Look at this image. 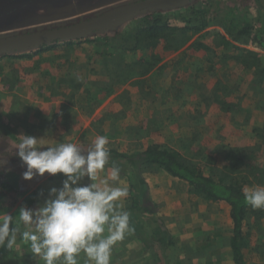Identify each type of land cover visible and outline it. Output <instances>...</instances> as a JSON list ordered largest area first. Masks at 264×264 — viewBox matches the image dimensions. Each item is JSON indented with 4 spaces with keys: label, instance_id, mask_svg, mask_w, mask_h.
Returning a JSON list of instances; mask_svg holds the SVG:
<instances>
[{
    "label": "rangeland",
    "instance_id": "obj_1",
    "mask_svg": "<svg viewBox=\"0 0 264 264\" xmlns=\"http://www.w3.org/2000/svg\"><path fill=\"white\" fill-rule=\"evenodd\" d=\"M10 1L12 0H0V37L52 25L80 22L116 6L137 0H30L29 5L4 13L3 8ZM190 3L191 6L183 13L185 17H196L191 15L192 8L206 11L207 3L211 4L207 10L209 17L217 11L221 10L224 13L230 9L252 16L237 17L241 20L235 18L233 20V17L218 19L219 22H225L234 35L240 29L239 24L247 18L252 19L257 32L264 27V0H194ZM161 10L170 16L174 25L180 24L181 21L174 17L175 14L180 13L178 10L169 11L166 8ZM152 11L141 13L121 26L124 29L130 28V25L141 19L142 15L152 14ZM207 31L211 34L201 33L199 37H202L199 39L212 48L210 55L194 48L182 55L174 56L170 61H165L149 76L134 78L113 95L114 102L107 103L94 126L96 128L94 130L100 131V136L108 138L107 146L111 150L115 149L113 150L115 154L109 157L114 158L111 163L121 170L119 187L128 189V204L134 202L130 196L132 187L129 182L133 181L134 176L137 177L136 170L145 180L149 190H155L159 197L161 195L163 198L168 197L166 203L169 210L164 207L158 215L156 213L153 217L149 215L156 225V233L150 230L143 232L141 238H137L146 218L144 214L141 218L143 213L141 209L135 212L134 218L132 217L134 221L130 222L133 231L126 233L124 238L114 245L110 264H237L233 252L228 255L232 250L234 236V222L230 208L195 196L190 193L189 186L177 181L162 169L142 167L138 163L141 157L139 154L149 145L161 144L181 152L187 158L202 153L203 156L195 161L206 176L212 175V165H215L214 177H238L243 182L245 177L251 174L250 164L259 165V169L264 168V148H262L264 136L261 139L252 132L255 128L264 129V74L262 73L264 61L259 69H247L238 65L229 56L233 54L230 50L217 48L220 38L217 33L212 32L223 33L230 41L233 39L224 26L214 23ZM110 32H98L73 39L72 42L78 43V46L65 50L51 49L40 52L41 49L36 48L0 56V155L2 158H12L16 155L15 143L18 136L24 134L43 138L50 133L51 127L63 126V124L77 125L79 116L91 117L103 107L104 104L90 113L101 98L100 94L87 97L83 88H80L74 100L72 98L73 101H70V94L59 91L57 89L59 85L55 83L61 79L77 76L81 84H84V89H88L96 77L91 73V69L97 67L100 69L101 56L104 53H113L120 62L124 53L115 47L118 46V41L123 40L120 38L107 41L105 38L111 35ZM257 43L264 44V41L257 40ZM244 46L264 56V45ZM27 54H32V59L16 58ZM37 82L40 85H35ZM218 84L230 89L227 96L222 94V106L214 101V92L217 91ZM35 89L46 95L59 93L66 101L60 110L57 108L49 111L50 108L47 106L32 102L33 95L27 96ZM70 93L73 91L70 90ZM228 103H232L237 108L226 113ZM238 111L241 112L236 115ZM73 130L74 126L66 129V135L73 133ZM260 134H264V131ZM9 135H12V139ZM95 139L92 142L88 140V143H93ZM233 149H238L241 153L233 154L230 152ZM250 154H258L255 161L248 158ZM210 158H213L212 162H209ZM148 179L150 184L146 182ZM133 182L135 183V180ZM170 191H176L181 197L171 199ZM14 196V202L0 209V214L7 213L15 217L20 208L27 207L25 203L28 202L23 203L22 198L16 197L18 193ZM140 196L146 203L144 197ZM185 197L188 198V202H185L188 212H179L178 209L175 211L176 203L183 202L180 199ZM140 203L143 204L141 201ZM171 211L173 212L169 213ZM228 218L232 223L231 238L225 240L226 230L230 229L227 224ZM216 221L221 223L222 229L214 231L213 222ZM201 224L203 240L200 239L197 231L198 225ZM169 225L174 227L172 231L168 230ZM21 228L23 230V226ZM244 230L245 264H264V220L262 222L257 219L252 220ZM216 240L219 243L218 247L214 243ZM126 242L130 244L127 249ZM172 242L175 243V247L171 245ZM13 249L17 250L19 259L8 261L3 250L6 252L9 250L0 248V264H43L39 257L31 253L30 246L19 237ZM193 250L195 251L191 252ZM78 258L80 260L78 264H91L83 253Z\"/></svg>",
    "mask_w": 264,
    "mask_h": 264
},
{
    "label": "trees",
    "instance_id": "obj_2",
    "mask_svg": "<svg viewBox=\"0 0 264 264\" xmlns=\"http://www.w3.org/2000/svg\"><path fill=\"white\" fill-rule=\"evenodd\" d=\"M191 4L192 3H188L175 8H166L169 11L178 10V12H180L178 15H174L176 19L181 21L179 25H174L168 14H164L165 12L161 9H156L152 11V14L142 15L141 19L133 23L135 26L132 24V26L130 25V28L125 29L121 25L114 27L110 30L111 35L107 36L105 39L107 41L119 40L120 38L123 40L118 41V46L115 47L116 49L123 51L124 54L122 55V60L119 62L113 53H104L101 56L102 64L100 65V69L98 67L91 69V73L96 75V77L88 89H84V84H81L79 79H77V76L59 80L55 83L59 85L58 89H65L68 92L72 90L73 93H70L71 97L69 99L71 101L74 100L77 90L80 88H83L87 97L96 96L97 93L100 94L101 98L90 111V113H93L111 96L115 95L122 86L128 84L134 78H144L149 76V74L159 65L167 60L170 61L171 58L178 56V54L182 55L186 51L197 48L210 55L213 51L212 48L202 43L199 39L202 36L199 37V35L204 32L207 35L211 34L207 30L214 23H219L224 26L226 32L234 39L230 41L225 34L217 31L212 32L217 33L220 38L218 40L217 48L230 50L233 53L232 55H229L231 56V59L244 68L259 69L261 67V63L264 61V56L258 52L245 48L244 45L251 46V44H257L260 47L264 45L263 43H257V40L264 41V27L257 32L252 19L247 18L246 20L244 19L245 21L243 20V23L239 24L238 27L240 29L238 33L234 35V32L231 31L232 29H230L225 22H219L218 20L222 17H233V20L234 18L235 20H241L237 17L252 16H247V14L243 12L241 13V11L230 9L228 11L224 10V13L221 10L217 11L214 15L209 17L210 14H207V10L211 6L209 3L205 6L206 11L204 9L192 8L191 15H196V17L183 16V13L187 10L186 8L190 7ZM180 15L183 17L181 16L180 18ZM81 43L82 42H80V44ZM53 44L40 47V52L45 50L49 51L51 49L55 51L65 50L78 46V43H74L72 40L58 41ZM31 57H33L32 54H27L17 56L16 58H25L28 60L32 59ZM262 73L264 74V69H262ZM216 90L217 91L214 92V101L218 103L219 106H222L223 103L221 102V98H223V95L227 96V94L230 93V89L228 90V88L221 87L220 84H218ZM243 98H245V95H243ZM226 106L227 109H224L226 113L237 108V106L232 103H228ZM240 112L241 111H238L236 115H239ZM263 131L264 129H252L253 134L259 135L261 139H263L264 134H260V132ZM230 152L233 154L241 153L238 149H233ZM201 154L202 153H199L196 156H192V158H187L181 152L175 151L168 146L151 144L143 153L139 154L141 157L139 158L138 163L142 167L162 169L177 181L187 184L190 193L197 197H201L205 201L214 204L227 205L230 208L231 218L234 222V236L232 238L231 246L234 260L237 264H245L244 253L246 247H244L243 242L246 243V239H244L243 235V233H245L244 229L247 228L248 222L254 219L259 220V222L264 220V209H253L245 200V191L256 187H264V168L259 169V165L250 164L249 168L251 174L245 177L243 182L238 177H214V172L216 171L214 167L215 165H212V175L206 176L200 170L195 161V159L197 160L203 156ZM248 156L249 159L255 161L258 154H250ZM0 159L7 161L4 167L0 168V209H3L10 202H14V193L20 192L21 188L25 186V183L23 182V172L26 168L18 156L2 158L0 155ZM212 161L213 158H210L209 162ZM29 184L32 186L34 182H30ZM131 187V193L134 194V197L136 198L133 183H131ZM24 188L25 187H23V189ZM43 189L44 187L40 190L42 191ZM39 196L40 192L36 191L35 194L28 199V204L35 202ZM137 204L138 201L136 199L134 205L137 206ZM4 251L5 250H3V254H6L8 261L19 259L16 249H11L7 252Z\"/></svg>",
    "mask_w": 264,
    "mask_h": 264
},
{
    "label": "clouds",
    "instance_id": "obj_3",
    "mask_svg": "<svg viewBox=\"0 0 264 264\" xmlns=\"http://www.w3.org/2000/svg\"><path fill=\"white\" fill-rule=\"evenodd\" d=\"M108 142L98 135L87 149L71 142L42 147L43 138L18 136L15 154L26 168L24 180L46 173L66 179L36 209L22 207L15 217L0 214V248L13 249L19 237L43 264H78L81 253L91 264H110L112 248L133 229L130 214L120 203L128 197V189L111 186L107 180L103 187L95 182L109 163ZM6 163L0 159V168ZM120 171L118 166L111 168L112 181L119 180ZM85 177L91 183L82 185ZM245 200L253 209H264V187L246 190Z\"/></svg>",
    "mask_w": 264,
    "mask_h": 264
},
{
    "label": "crops",
    "instance_id": "obj_4",
    "mask_svg": "<svg viewBox=\"0 0 264 264\" xmlns=\"http://www.w3.org/2000/svg\"><path fill=\"white\" fill-rule=\"evenodd\" d=\"M20 59H23V58H20ZM24 60H27V59L24 58ZM35 85H40V83L37 82V83H35ZM51 86H52V84H51ZM40 89L42 90L43 88L41 87ZM57 89H58V87H57ZM60 90L64 91V92H68L65 89H59V91ZM68 93L70 94V92H68ZM57 94L58 95H46L44 92L43 93L42 92L39 93L35 89V91L32 90V93L28 94L27 96H32L33 95L34 97L32 99V102L34 101L36 104L39 103L42 106H47L48 108H50L49 109V111H50L52 109H57V108H59V110H60L62 105H64V102L66 101L65 99H63L64 97H61V95H59V93H57ZM114 100H115L114 96H111L104 103L103 107L100 108L96 113H93L91 117L88 116V117L84 118L83 116H79L80 120L78 121L77 125L67 126L66 124H63V126L62 125L61 126L55 125V126L51 127L49 129L50 133L47 134L45 137H43L44 143L42 144V147L55 146L57 143H60V142H71V143L78 144L79 146H81L84 149L90 148L93 145L94 142L93 143H88V140H89V142H92L96 138V135H99V132H100V131H98V129H97L98 132L96 130H94V128H95L94 126L97 123L98 118L100 119V114L103 111V108L107 105V103H109V102L113 103ZM35 123H37V122H35ZM72 126H74L73 133H71L70 135H66V129H69ZM9 136H11L10 138L12 139V135H9ZM107 148L109 150L110 155L111 154H115V152L113 151L115 149L111 150V148H109L108 146H107ZM85 154H86V152H85ZM109 160L110 161L105 166V169L98 173L97 179L95 181L97 184H99L102 187H103V183L102 182L104 180H107L109 185H111V186H119V181H112L111 180V168L114 166L111 162L114 160V158H111V156H110ZM135 173H136L135 175L138 177L137 178V177L134 176V178H133V181L135 180V183L133 182V185H134V190H135V193H136V198L134 197V194H132L131 192H130V196L132 197L134 202L137 199L138 204H137V206L134 205V202L128 204V202H129L128 198H125L120 203L122 204V210L127 211L130 214V222L134 221V219H132V217L134 218L136 211H138L139 209H141L143 211V213L141 215V218L143 217V214H144V218H146V219H145V221L143 222V224H142V226L140 228V233L136 236L137 238H139V237L141 238L143 236V234H142L143 232H147V231L151 230L152 232L156 233V231H157V229H155L156 225L153 224V222H152L153 219L150 218L149 215H152V217H153L154 216L153 214L156 213V215H158V212H160L164 207L167 208L168 210H169V207L167 206L168 204L166 203L168 197H164L163 198L162 195L160 197L157 196V194L155 193V190H152V189L149 190L146 187L145 180L143 178H141V176L139 175V171H137ZM123 177H122V179H123ZM126 177H127V175H126ZM64 179H66V178L62 174H58L56 176H50L49 174L46 173L43 177L36 176L31 181L23 180V182L25 183V186H23V187H25V188L23 189V187H22L20 192H18V196H16V197L17 198H22L21 200L24 203V202H27L28 199L30 198V196L35 194L36 191H39L40 192V196L37 197V200H35V202H33L32 204H29V205H28V203H25V204H27V208L36 209L37 207L42 205L45 200H47L49 198L50 190L53 187L57 188L58 190L60 188H62V182H63ZM119 180H120V178H119ZM21 182H22V180H21ZM30 182H32V183L34 182V184L32 186H30V184H29ZM146 182H148V184H150L149 183L150 182L149 179ZM80 183L82 185H86L88 183H91V181L87 177H85V178H83V180ZM131 183L132 182H129L130 186H131ZM42 187H44V189L41 191L40 189H42ZM131 190H132V188H131ZM158 193H159V191H158ZM161 194H164V192H161ZM140 195H142L144 197V199L148 203L147 202L145 203L143 200H141V196ZM170 197H171V199H176V198L179 199L181 196L176 191H170ZM180 200H183V202L180 201V202L176 203L175 211H177L176 209H178L179 212H185V211L188 212V210H189L188 206L185 204L186 201L188 202V198L185 197L184 199H180ZM140 201L143 204H141ZM170 209H171V207H170ZM172 212L173 211H171L169 213H172ZM160 216H161V214H160ZM166 219H168V218H166ZM146 224H147V227L149 229L146 227ZM227 224H229L230 229L226 230L227 234L226 233H223V234H226L225 240L226 239L230 240V238H231L230 237L231 236L230 231L232 229L231 228V224L232 223H231L229 218L227 220ZM213 225H214V227H213L214 231L222 229L221 223L219 221L213 222ZM198 227H199V229L197 230L198 231V236L200 237L201 240H203L202 239L203 235L201 234V232L203 231L202 230V224L198 225ZM173 228L174 227L172 225H169L168 230L172 231ZM165 230L167 231L166 227H165ZM214 243L218 247L219 243L217 242V240ZM174 244L175 243H173V242L171 243V245H174ZM187 245H191L192 246V244H187ZM129 246H130V244H127V242H126V249ZM196 246H198V245H196ZM174 247H175V245H174ZM205 247H207V246H205ZM229 247H230V242H229ZM189 248H191V247H189ZM194 251L195 250H193L191 252H194ZM231 254H232V250L229 252L228 255L230 256ZM78 261H80L79 258H78Z\"/></svg>",
    "mask_w": 264,
    "mask_h": 264
},
{
    "label": "water",
    "instance_id": "obj_5",
    "mask_svg": "<svg viewBox=\"0 0 264 264\" xmlns=\"http://www.w3.org/2000/svg\"><path fill=\"white\" fill-rule=\"evenodd\" d=\"M192 1L194 0H137L116 6L80 22L52 25L1 36L0 56L40 48L58 41H69L98 32L110 31L141 13L156 9L175 8ZM30 3V0H12L3 8V12L14 11Z\"/></svg>",
    "mask_w": 264,
    "mask_h": 264
}]
</instances>
